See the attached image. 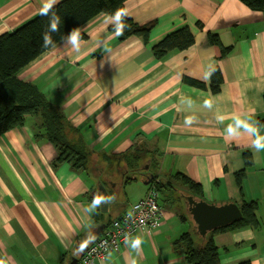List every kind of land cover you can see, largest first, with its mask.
<instances>
[{
	"label": "crops",
	"instance_id": "obj_1",
	"mask_svg": "<svg viewBox=\"0 0 264 264\" xmlns=\"http://www.w3.org/2000/svg\"><path fill=\"white\" fill-rule=\"evenodd\" d=\"M49 3L0 0V35ZM123 5L133 22H154L146 40L121 39L112 30L116 19L98 13L75 31L76 45L71 34L17 73L80 130L90 157L85 170L53 167L57 153L38 116L0 137V264L78 262L114 218L146 195L149 175L170 180L176 174L200 185L208 203L255 204L256 226L216 231L212 238L220 264H264V148L255 143L264 137V11L245 0ZM185 27L193 44L156 59L152 48ZM214 69L222 76L217 90L210 87ZM128 153L142 155L140 171L126 165ZM101 183L112 197L106 212L101 202L93 206ZM158 202L157 228L136 232L95 264H188L173 248L196 230L187 204Z\"/></svg>",
	"mask_w": 264,
	"mask_h": 264
},
{
	"label": "trees",
	"instance_id": "obj_2",
	"mask_svg": "<svg viewBox=\"0 0 264 264\" xmlns=\"http://www.w3.org/2000/svg\"><path fill=\"white\" fill-rule=\"evenodd\" d=\"M124 2L125 0H61L18 29L0 35V137L15 127L23 126L27 116H38L43 136L54 146L57 153L52 166L66 164L74 171L88 167L90 149L80 130L46 99L36 85L20 79L17 73L98 13H107L116 19L112 30L121 39L140 36L146 40L154 22L137 24L125 15L118 17L117 10L123 12ZM245 4L251 10L264 11V0H245ZM53 24L56 25L55 29L52 28ZM45 36L50 39L47 44ZM193 42L192 32L185 27L167 34L152 51L156 59H161L170 51L190 47ZM210 79L211 89H219L222 76L218 69L210 72ZM141 159L142 155L139 153L124 155L126 165L134 171L141 170ZM241 175L243 171L237 174L238 181ZM130 180L131 178H127L126 181ZM148 185L154 186L159 200L178 202L185 207L187 195L196 199L203 198L200 185L183 174H176L170 180H160L153 176ZM239 208L242 214L239 220L210 231L204 239L199 237L195 229L185 232L173 242V248L184 256L188 264H220L212 234L216 231L257 225L254 203L243 202ZM183 218L186 219L187 216Z\"/></svg>",
	"mask_w": 264,
	"mask_h": 264
},
{
	"label": "built area",
	"instance_id": "obj_3",
	"mask_svg": "<svg viewBox=\"0 0 264 264\" xmlns=\"http://www.w3.org/2000/svg\"><path fill=\"white\" fill-rule=\"evenodd\" d=\"M158 200V193L151 185L142 199L131 204L106 226L97 240L85 249L77 264H95L108 252H119L136 232H150L157 228L163 218Z\"/></svg>",
	"mask_w": 264,
	"mask_h": 264
},
{
	"label": "water",
	"instance_id": "obj_4",
	"mask_svg": "<svg viewBox=\"0 0 264 264\" xmlns=\"http://www.w3.org/2000/svg\"><path fill=\"white\" fill-rule=\"evenodd\" d=\"M153 175H149L144 184H149ZM94 196L100 198V210L106 212L108 209V202L112 197L108 194L103 184H99L94 191ZM187 210L195 223L196 232L204 239L207 234L219 227L226 226L239 220L242 216L239 206L234 202H228L221 205H216L206 202L204 199H196L192 195L186 196ZM105 225H101L95 235H99ZM77 260L73 259L68 264H76Z\"/></svg>",
	"mask_w": 264,
	"mask_h": 264
},
{
	"label": "clouds",
	"instance_id": "obj_5",
	"mask_svg": "<svg viewBox=\"0 0 264 264\" xmlns=\"http://www.w3.org/2000/svg\"><path fill=\"white\" fill-rule=\"evenodd\" d=\"M55 2H56V0H50V3H49L48 5L45 6L44 11L46 12L47 9L51 7V4H52V3H55ZM116 15H117L118 17H121V16L125 15V13L122 12L121 10H117ZM52 28L55 29V28H56V25L53 24V25H52ZM120 34H122V33H120ZM77 40H78V33H76V32H72V41H73L74 45L77 44ZM49 42H50V39H49L47 36H45V44H47V43H49ZM240 123H243V121H240ZM255 143H256V147H257V149L264 148V137H258L257 140L255 141ZM99 203H100V198H97V199L95 200L93 206H95L96 204H99ZM139 244H140V241H139V240H136V241L134 242V245H133V246H134V247H138Z\"/></svg>",
	"mask_w": 264,
	"mask_h": 264
}]
</instances>
